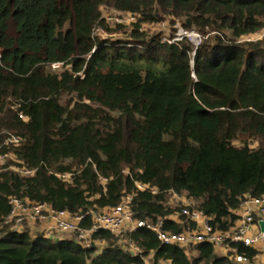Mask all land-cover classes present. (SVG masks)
Masks as SVG:
<instances>
[{
	"label": "trees",
	"instance_id": "1",
	"mask_svg": "<svg viewBox=\"0 0 264 264\" xmlns=\"http://www.w3.org/2000/svg\"><path fill=\"white\" fill-rule=\"evenodd\" d=\"M102 10L134 18L126 39L95 37ZM163 21L200 44L142 30ZM263 30L264 0H0V264H236L146 227L100 230L85 249L2 221L17 198L81 215L88 230L92 211L130 198L137 221L180 234L192 223L176 196L230 230L245 198L264 197V39L244 41ZM232 249L257 264L253 249Z\"/></svg>",
	"mask_w": 264,
	"mask_h": 264
},
{
	"label": "built area",
	"instance_id": "2",
	"mask_svg": "<svg viewBox=\"0 0 264 264\" xmlns=\"http://www.w3.org/2000/svg\"><path fill=\"white\" fill-rule=\"evenodd\" d=\"M129 20L134 18L129 16ZM121 24L120 21L116 22ZM161 28L165 23L159 24ZM188 40L194 47L201 42V37L193 32H188L180 24H175L173 31L167 32L166 36H161V41L172 44L182 40ZM252 40L246 37L245 40ZM57 66H53L56 68ZM21 118V117H20ZM20 140L12 135L6 136L4 145L15 146ZM7 154L0 155V159L7 158ZM30 175V172H22ZM69 178V175L61 176ZM142 189L141 186H137ZM152 194L155 190L151 191ZM10 211L3 219L2 226L10 232L17 234L26 233V226L40 221L48 220L52 228L40 234L45 238H50L54 232L59 234H68L79 242L83 248L90 249L92 246L91 236L100 230L110 232L116 237H121L125 233L134 231L138 228L146 227L156 234L157 240L163 245H177L179 247H189L195 244L205 242L210 244L214 250H222L224 255L230 254L236 264H245L246 260L242 256L235 255L232 245L240 244L244 247L253 249L257 256L264 257V232H261L259 223L264 222V197L260 199L245 198L239 208L235 210L234 216L236 222L234 226L226 231L219 232L213 230L209 224L210 219L202 212L184 206L180 215L186 218L192 227H188L183 233L171 234L162 230L161 222L156 225H148L145 222L137 221L130 208V198H125L115 208L106 211L91 212L92 225L90 229H83L80 224L83 216L74 215L67 211H54L45 203H30L17 198L9 199ZM124 233V234H123ZM130 248H131V244ZM142 264H149L143 261Z\"/></svg>",
	"mask_w": 264,
	"mask_h": 264
},
{
	"label": "rangeland",
	"instance_id": "3",
	"mask_svg": "<svg viewBox=\"0 0 264 264\" xmlns=\"http://www.w3.org/2000/svg\"><path fill=\"white\" fill-rule=\"evenodd\" d=\"M101 12H102V15L104 16V19H105L106 29L95 30L94 31L95 37L102 38V39H109V38L110 39H118V40L119 39H126V37L128 36V33H129V29L131 28V27H129V21H130L129 15L119 14V13H115V12H111V11H105V10H102ZM118 21L121 22L122 26H120V27H123L124 30L118 29L119 28L117 26L118 23H116ZM163 22L165 23L164 28H161L160 26H153L152 27V26L143 25L142 30L147 31L148 33H159V36H166V33L172 31V29H171V25L169 24V22H166V21H163ZM177 24H179V23H177ZM174 27H175V25L173 26V28ZM188 32H193V31H188ZM193 33L198 35V33H196V32H193ZM198 36H200V35H198ZM251 39L254 41L264 39V32L256 34ZM252 40L249 39V41H252ZM244 41H248V40L247 39L245 40V38H244ZM192 45H194V44H192ZM236 144L238 145V143H236ZM255 146H256V143L254 142L252 144V147H255ZM8 158H9V156L3 160L0 159V165L4 164ZM169 200H170V203L172 206L179 205V201L174 199L173 197H169ZM64 235H68V234H64ZM68 236H70V235H68ZM147 261H148V259H147Z\"/></svg>",
	"mask_w": 264,
	"mask_h": 264
},
{
	"label": "crops",
	"instance_id": "4",
	"mask_svg": "<svg viewBox=\"0 0 264 264\" xmlns=\"http://www.w3.org/2000/svg\"><path fill=\"white\" fill-rule=\"evenodd\" d=\"M173 198L178 200L184 206H189L190 204H192V202L185 200L183 198H179L176 196H173ZM51 226H52L51 222H49L48 220H44V221H40L34 224H28L26 226L25 232L31 236H36V235H40L46 232L48 229L52 228ZM48 239L55 241V240H62V239H72V237L54 232V234ZM95 245L99 251L103 248V244L101 243H95ZM215 253L218 254L219 256H224V252L222 250H217V251L215 250ZM150 258L151 256L147 258L148 261L147 259L145 261L149 263ZM255 260L257 264H264V257L262 256H259V255L256 256Z\"/></svg>",
	"mask_w": 264,
	"mask_h": 264
},
{
	"label": "water",
	"instance_id": "5",
	"mask_svg": "<svg viewBox=\"0 0 264 264\" xmlns=\"http://www.w3.org/2000/svg\"><path fill=\"white\" fill-rule=\"evenodd\" d=\"M261 232H264V222L259 223Z\"/></svg>",
	"mask_w": 264,
	"mask_h": 264
}]
</instances>
